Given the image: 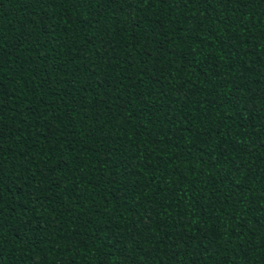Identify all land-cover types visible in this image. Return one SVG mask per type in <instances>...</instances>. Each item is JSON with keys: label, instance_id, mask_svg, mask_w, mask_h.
<instances>
[{"label": "trees", "instance_id": "obj_1", "mask_svg": "<svg viewBox=\"0 0 264 264\" xmlns=\"http://www.w3.org/2000/svg\"><path fill=\"white\" fill-rule=\"evenodd\" d=\"M0 264H264V0H0Z\"/></svg>", "mask_w": 264, "mask_h": 264}, {"label": "snow or ice", "instance_id": "obj_2", "mask_svg": "<svg viewBox=\"0 0 264 264\" xmlns=\"http://www.w3.org/2000/svg\"><path fill=\"white\" fill-rule=\"evenodd\" d=\"M53 2H56V0H53ZM72 2L74 3L75 6L84 8V7H87V5L89 3V0H72ZM107 2H110V0H107ZM160 2L163 3V4H168L169 0H160ZM180 2H181V0H177V3H180ZM190 63H191V61H189V64ZM97 83H98V85L100 87H106V85H105V83L103 81H98ZM220 155L224 156V153H221ZM222 163H227V158L226 157L224 158ZM215 166H216V162L214 161L212 163V167H215Z\"/></svg>", "mask_w": 264, "mask_h": 264}]
</instances>
